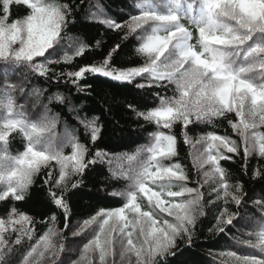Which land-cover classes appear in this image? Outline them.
Returning <instances> with one entry per match:
<instances>
[{"label": "snow or ice", "instance_id": "snow-or-ice-1", "mask_svg": "<svg viewBox=\"0 0 264 264\" xmlns=\"http://www.w3.org/2000/svg\"><path fill=\"white\" fill-rule=\"evenodd\" d=\"M81 4L83 0H80V4L74 3V0H0V61L25 65L32 73L49 80L63 81L66 85H72L77 93L86 96L91 95L89 88L83 86L89 74L128 84L135 77H143L145 82L136 83L135 87L146 91L134 93L132 99L126 100L128 111L136 118L165 130H170L176 123L188 129L189 125L213 117H226L234 112L240 120L239 125L233 123V128L243 139L246 174L247 161L253 154H258L264 160V134L249 140L243 131L255 129L257 117L264 127V73L256 82L249 75L257 63L264 69V59L256 60V57L264 54V43H256L255 46L249 44L257 33L259 39L264 40V0H140L135 5L122 2L117 7L121 12L127 10V18L106 16L101 23L110 30H126L125 39L135 34L139 42L136 51L145 57L144 64L126 70L113 67L110 61L113 53L119 49L117 45L98 63L57 72L50 66L59 64L60 60L49 57L59 53L57 46L63 39L62 32L69 20H74L73 13ZM13 6L27 9L23 18L13 17ZM86 47L80 44L75 55L80 56ZM37 58H44V62ZM71 59L65 56L64 62L68 63ZM14 87L17 91H24L22 85ZM170 87L172 96L167 95ZM36 94H39V90H36ZM190 96L195 97L194 101L187 99ZM55 100L64 103L66 97L57 95ZM7 107L11 114V100ZM103 116L101 112L99 117L88 119L76 113L77 124L87 133L88 143L93 146L91 148L82 144L77 131L71 129H66L60 143L54 145L51 136L45 137L44 134L56 127L55 120L37 124L24 119H7L0 125V142L5 145L2 149L5 154L0 156V184L4 185L0 188V203L8 205L3 218H0V252L6 246L4 233L9 229L31 239L32 228L29 226L35 223L34 220L8 202L24 201L34 177L42 169L48 170L44 172L43 183L48 186L49 199L54 208L63 210L67 226L70 214L68 200L77 194L85 179L96 172V165L104 164L109 158V153L102 147L106 133ZM246 116L252 118L251 122L246 120ZM13 135L22 136L26 145L20 154L9 156L7 146ZM152 135L156 144L148 151L152 153L151 160L156 161L161 171L151 170L149 163L134 174L113 173L106 177L128 181L124 191L109 193L112 197H123V206L99 208L81 226L80 230L83 231L84 227L102 221L99 231L104 237L103 244L101 235H98L84 246L85 251L90 248L99 250L101 264H104L106 256L112 254L111 250L117 243L123 245V239H115L112 233L127 237L128 247L124 252H134L137 264H171L169 257L184 253L177 243L178 239L185 241L188 247L192 246L197 218L204 215L203 210L197 207L200 195L197 194L195 199L175 202L174 198L184 197L193 189L176 183L187 179L179 171L180 165H175L173 170L157 159L158 156L176 154L174 135H165L162 131ZM207 139L212 143L208 146L210 154L204 163L211 165L213 171L205 175L215 173L222 178L220 188L214 189L217 199L223 192L225 203H234L239 207L251 202L264 219V184L259 186L260 195L253 198L244 191L242 183H235L230 188L224 182L226 174L220 161L232 157L220 149L239 154L236 142L214 134ZM65 148L67 152L63 151ZM212 149H216L215 154H211ZM251 177L264 180V166L252 170ZM70 189L75 191L66 196ZM129 213L134 214L131 220ZM49 219L55 221L54 212ZM234 219H239L236 213L227 207L220 208L215 219L216 230L224 232L225 226L235 227ZM129 225L137 231L138 238H143L138 247L133 246V231H126ZM53 234L54 230L49 228L41 243L44 244V251L56 255L50 241ZM20 242L21 237L17 236L15 243ZM250 243L252 247L259 248L261 255L234 256L237 264H264V231L258 234V243ZM35 252L34 247L28 256Z\"/></svg>", "mask_w": 264, "mask_h": 264}, {"label": "trees", "instance_id": "trees-1", "mask_svg": "<svg viewBox=\"0 0 264 264\" xmlns=\"http://www.w3.org/2000/svg\"><path fill=\"white\" fill-rule=\"evenodd\" d=\"M63 2H70V0H63ZM122 2L135 5L140 0H83V4L73 13L74 20L70 19L62 32L63 39L57 46L60 49L59 53L49 57L52 60H60V63L52 64L50 67L59 72L61 69L68 71L80 65L98 63L106 58L108 52L117 45L119 49L113 53L110 61L113 67L126 70L142 66L145 57L136 51L139 42L135 39V34H130L125 39L126 30H110L101 23L106 16L127 18V10L121 12L117 7ZM74 3L80 4V0H74ZM101 5L103 7H100ZM26 11L24 7L13 6L12 8L13 17L23 18ZM82 43L87 47L77 57L75 52ZM256 43H264V40L259 39L258 33L249 41L252 46ZM65 56H70L71 61L65 63ZM37 59L44 62V58ZM261 59H264V54L256 57L257 62ZM262 73L264 69H261L257 63V67L249 75L254 78L253 82H256ZM85 80L87 83L83 86L89 88L90 96L77 93L72 85H66L63 81L57 82L55 79L40 77L32 73L25 65L0 61V125H3L7 119H24L26 122L37 124L55 120L56 127L44 134L45 137L51 136L53 144L54 141L56 142L54 145L60 143L66 129H71L77 131L78 139L82 144L91 148L93 146L88 143L87 133L77 124L75 116L78 112L80 116L92 119L99 117L103 112V128L106 133L102 147L109 153L108 160L104 164H97L96 172L89 175L77 194L72 195L68 200L70 214L67 218V226L63 210L54 208L49 199L48 186L43 183L44 172L48 171L47 169H42L41 173L34 177L24 201L8 202V204H15L21 213L32 217L35 223L29 226L32 228L31 239L27 235L13 233L11 229L4 233L6 246L0 252L2 255L0 264H25V261H28V264H101L99 250L90 248L85 251L84 246L96 236L101 235L99 229L102 221L98 220L84 227L83 231L80 230L81 226L86 219L94 216L99 208L123 206V197H112L109 193L124 191L128 181L106 179V177H110L113 173L134 174L142 171L143 166L149 163L151 170L161 171L156 161L151 160L152 153L148 151L156 144V139L152 135L156 131H162L165 135H174L176 140V154L168 157L158 156L157 159L164 166L172 167L173 170L175 165H180L179 171L187 179L176 183L193 189L192 193H185L184 197L174 198L175 202L195 199L199 194L200 201L197 207L204 212L203 216L197 218L192 246L188 247L185 241L178 239L177 243L184 249V253L177 257H169L171 264H237L234 256L259 257L261 255L259 248L252 247L250 242L258 243V234L264 231V219L261 218L260 211L251 202L239 207L234 203H225L223 192L217 199L214 189L220 188L219 181L222 178L215 173L211 176L205 175L206 172L213 171L211 165L204 163L207 155L210 154L208 146L212 143L207 137L211 134L227 137L236 142L239 154L227 153L226 149H220L221 152L232 157L220 161V166L226 174L224 182L230 188L235 183H242L244 191L253 198L260 195L259 186L264 184V180L251 177V172L264 166V160H261L258 154H253L247 161L246 174L243 139L233 128V123L240 124L235 113L189 125L188 129L176 123L170 130H165L154 123L136 118L126 107V100L132 99L134 93L146 91L135 87L136 83L145 82L143 77H135L131 84L112 81L110 78L95 74H89ZM19 85L23 86L24 91L16 90L14 86ZM36 90H39L38 95ZM57 95L66 97L65 102L60 103L55 100ZM167 95H173L171 87ZM187 99L194 101L195 97L190 96ZM9 100L12 102L11 114L7 107ZM251 119L246 116L247 121L251 122ZM243 131L251 140L253 136L264 134V127L259 124L257 117L256 128ZM25 145L26 140L22 136L13 135L7 146V154L9 156L20 154ZM4 147L3 142H0V156L5 154L2 150ZM63 151L68 150L65 148ZM215 152L216 149L211 150V154ZM3 186L0 184V188ZM72 191L75 190L70 189L66 196ZM6 206L8 205L0 203V218H3ZM223 207L236 213L239 219H234L235 227L225 226L226 230L219 232L216 230L215 219L219 209ZM53 212L56 216L55 221L49 219ZM128 216L131 220L134 214L129 213ZM49 228L54 230L50 241L56 255L51 254V251H44V244L41 243ZM129 230L133 231V246L138 247L143 238H138L137 231L131 225L126 229V231ZM17 236L21 237L19 244L15 243ZM112 236L117 240L123 239V245L117 243L111 250L112 254L105 257L104 264H137L134 252H124V249L128 247L127 237L122 238L118 233H112ZM103 239L101 235L102 244ZM34 247L36 252L29 257L28 253ZM121 253H123V259H121Z\"/></svg>", "mask_w": 264, "mask_h": 264}, {"label": "rangeland", "instance_id": "rangeland-1", "mask_svg": "<svg viewBox=\"0 0 264 264\" xmlns=\"http://www.w3.org/2000/svg\"><path fill=\"white\" fill-rule=\"evenodd\" d=\"M45 113V112H44ZM44 113H43V115H44ZM43 117V116H42ZM65 134V132L63 133V135ZM63 135H62V137H63ZM56 142L54 141V144H55Z\"/></svg>", "mask_w": 264, "mask_h": 264}]
</instances>
